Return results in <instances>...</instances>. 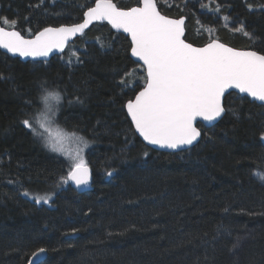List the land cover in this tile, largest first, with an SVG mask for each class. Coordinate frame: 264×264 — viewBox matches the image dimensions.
Wrapping results in <instances>:
<instances>
[{
	"label": "trees",
	"instance_id": "1",
	"mask_svg": "<svg viewBox=\"0 0 264 264\" xmlns=\"http://www.w3.org/2000/svg\"><path fill=\"white\" fill-rule=\"evenodd\" d=\"M95 1L0 0V17L16 20L14 29L29 36L79 22ZM156 3L168 16H185L192 44L216 38L264 54V0ZM241 24L252 39L236 31ZM73 41L81 50L71 65L61 54L21 61L0 50V264H28L38 249L47 252L38 264H264V183L254 175L264 169V106L230 92L216 124H198L194 146L154 150L125 112L145 76L128 37L97 22ZM42 84L62 95V127L91 141V191L57 187L66 159L21 123L42 105ZM46 194L47 203L36 202ZM249 227L252 239L233 260L234 239Z\"/></svg>",
	"mask_w": 264,
	"mask_h": 264
},
{
	"label": "snow or ice",
	"instance_id": "2",
	"mask_svg": "<svg viewBox=\"0 0 264 264\" xmlns=\"http://www.w3.org/2000/svg\"><path fill=\"white\" fill-rule=\"evenodd\" d=\"M139 3L141 6L125 10L118 8L112 0H96L95 7L84 13L82 23L46 27L32 39H25L19 31L0 27V48L24 57L48 56L53 49H63L70 37L83 34L94 20H107L113 28L130 35L131 54L143 61L146 70L142 90L126 104L135 131L149 144L170 149L191 145L197 140L201 135L194 126L197 118L215 121L221 117L226 111L222 98L228 89H238L264 102V54L237 50L216 40L195 47L184 39L183 18L174 20L161 15L155 0H139ZM0 21L13 29L17 23L4 17H0ZM236 31L252 39L251 34L244 31L243 24ZM127 83L122 79V86L126 87ZM41 88L39 98L43 109L36 110L37 114L25 113L21 123L34 138H41L49 151L65 156L70 155L65 149L66 137H74L80 147L71 155L70 161H66L69 168L67 176L61 177L57 187L69 181L77 186L86 185L90 169L83 152L90 147L91 141L75 131L57 132L53 139L39 130L47 131L45 121L49 120L48 113L54 116L60 111L52 102L60 105L62 101L59 91H50L43 84ZM26 103L31 104V101ZM254 174L264 182V173ZM51 198L52 194L35 197L36 202L43 200L45 203ZM43 252L44 249L39 250V253Z\"/></svg>",
	"mask_w": 264,
	"mask_h": 264
},
{
	"label": "water",
	"instance_id": "3",
	"mask_svg": "<svg viewBox=\"0 0 264 264\" xmlns=\"http://www.w3.org/2000/svg\"><path fill=\"white\" fill-rule=\"evenodd\" d=\"M112 2L114 3V4H116L113 0H112ZM155 3H156V0H155ZM95 4H96V1L89 7V8H91V7H95ZM116 6L118 7V8H121V9H129V8H131V7H138V6H141L140 5V3L138 4V5H134V6H131V7H128V8H124V7H119L117 4H116ZM156 6H157V3H156ZM87 10L88 9H86L85 10V12H87ZM157 10L160 12V14L161 15H163V16H165V17H167V18H170V19H174V20H179V19H181V18H183V20H184V23H183V28H184V34L186 33V29H185V21H186V18H185V16H179V17H173V16H168V15H166V14H164V13H162L160 10H159V8H158V6H157ZM84 12V13H85ZM84 13H83V17H82V19L79 21V22H76V23H72V24H61V25H58V26H52L53 28H56V27H60V26H71V25H74V24H79V23H82L83 22V20L85 19V16H84ZM97 22H105V23H107V24H109L110 26H111V28L113 29V30H115V31H117V32H120V33H122V34H124L125 36H127L128 37V39H129V41H130V44H131V37H130V35L128 34V33H125L122 29H115V28H113L112 27V25L107 21V20H99V21H96V20H94L91 24H89V26L86 28V29H84V31H83V33L92 25V24H94V23H97ZM0 27H4V26H2L1 25V23H0ZM44 29V28H43ZM43 29H41L40 31H42ZM6 30H16V29H13V28H7L6 27ZM16 31H18V30H16ZM40 31H38V32H40ZM38 32H36V33H38ZM35 33V34H36ZM35 34H33V35H29V36H24V35H22V36H24L25 37V39H32V38H34V35ZM82 34H80V33H77L75 36H73V37H70V39L66 42V44H65V46H64V48L63 49H53L49 54H48V56H38V57H31V56H28V57H24V56H20L19 55V53H10V52H8L6 49H3V48H0V50H2L3 52H5L6 54H8V55H11V56H14V57H18L21 61H47V60H49V59H51L52 57H54V56H56V55H60V54H62L63 52H64V50L66 49V47L75 39V38H77L78 36H81ZM184 39H185V35H184ZM186 40V39H185ZM211 40H216V41H218L219 43H223V44H225L226 46H229V47H232V48H234V49H237V50H253V51H257V50H255V49H252V48H240V47H234V46H232V45H229V44H227V43H224V42H222V41H220V40H218V39H216V38H214V39H211ZM210 40V41H211ZM210 41H208L207 43H209ZM186 42L187 43H191V42H189V41H187L186 40ZM207 43H205V44H207ZM192 44V43H191ZM205 44H203V45H195V44H192L193 46H195V47H202V46H204ZM258 52V51H257ZM261 54H263V53H261ZM130 57H131V59L135 62V63H137V64H140L142 67H143V69H144V72L146 73V70H145V67L143 66V61H140L139 60V58H137V57H134L132 54H131V48H130ZM142 90V88L139 90V91H141ZM138 91V92H139ZM137 92V93H138ZM229 92H236V93H238L240 96H246L247 98H249L251 101H255L256 103H258V104H261V105H263L264 106V102H262V101H259V100H256L255 98H253V97H251V96H249L247 93H241L238 89H235V88H233V89H228L227 91H226V94L227 93H229ZM136 93V94H137ZM135 94V95H136ZM225 94V95H226ZM135 95H134V97L132 98V99H135ZM225 97V96H224ZM224 97L222 98V104H223V106H224ZM128 102V101H127ZM127 102H126V104H127ZM126 104H125V111H126V114H127V108H126ZM225 113V112H224ZM224 113L221 115V117L224 115ZM127 117H128V119L130 120V122H131V117L127 114ZM221 117H218L215 121H203L202 120V118H197V120L196 121H194V126L198 129V131L201 133V131H200V129H199V127H198V124L200 123V124H202V126H204V127H211V126H213L214 124H216V122L221 118ZM131 124H132V126H133V128H134V130H135V125L131 122ZM137 134H138V136L141 138V140L146 144V145H148L150 148H152V149H154V150H158V151H169V152H174V151H180V150H184V149H188V148H190V147H192V146H194L199 140H200V138H201V135L197 138V140L196 141H193V144H191V145H182V146H180L179 148H177V149H170V148H167V147H162V146H160V145H152V144H149L147 141H145L144 139H143V137L142 136H140V134L138 133V132H136ZM263 141H264V139H263ZM87 166H88V168L90 169V179H89V182L86 184V185H79V186H77L74 182H72V181H69L68 183H69V185L71 186V188L72 189H74L75 191H77L78 193H84V192H88V191H91L92 189H93V174H92V169H91V167H90V165L89 164H87ZM112 174L111 175H106V179H109L113 174H114V171H110ZM39 250L40 249H38V250H36L34 253H37V255H31L30 256V258H29V261H28V264H38V263H40L41 261H43L45 258H46V255H47V252H46V250L44 249V252L43 253H39Z\"/></svg>",
	"mask_w": 264,
	"mask_h": 264
},
{
	"label": "rangeland",
	"instance_id": "4",
	"mask_svg": "<svg viewBox=\"0 0 264 264\" xmlns=\"http://www.w3.org/2000/svg\"><path fill=\"white\" fill-rule=\"evenodd\" d=\"M78 46H79V43L77 41H72L66 47L64 53L60 55V58L68 65L73 64V61L77 62L78 61V52H79V50H81V48ZM140 82L141 83L144 82V79L141 78ZM40 101H42V100H40ZM52 103H53L54 107H59V105H56L55 102H52ZM41 104L42 105H40V107L38 109H43V107H44L43 102H41ZM60 111H61V109H60ZM60 111L56 112V114L54 116L51 113H48L49 120L45 121L47 131H45L44 129H39L40 131H44L46 136L50 135L53 139L56 138L57 132H61V134L71 132V131H68L65 128H63L62 125L57 121V117L59 116ZM34 114H37V112H35ZM79 147H80V145L77 141H75L74 137L67 136L66 140H65V149L70 155L65 156L63 153H57V155L62 156L63 158L66 159V161H70L71 155L75 154V152L79 149ZM88 150H89V148H86V149H84V152H83V155H84L86 162H87L86 154H87ZM55 154H56V152H55ZM87 164H88V162H87ZM258 172L264 173V169H262L260 171H255L254 173H258ZM255 177L259 180L257 175H255ZM260 182H262V181H260ZM262 183H264V182H262ZM254 231H255L254 227L245 228L240 234H238L235 237L234 244L237 246L236 247L232 246L230 249V254H231V257L233 260H236V261L238 260L239 255L243 249V246L245 245V243H247L249 240L252 239V235L254 234Z\"/></svg>",
	"mask_w": 264,
	"mask_h": 264
},
{
	"label": "flooded vegetation",
	"instance_id": "5",
	"mask_svg": "<svg viewBox=\"0 0 264 264\" xmlns=\"http://www.w3.org/2000/svg\"><path fill=\"white\" fill-rule=\"evenodd\" d=\"M142 87H143V86H142ZM142 87H141V88H142ZM141 88H140V89H141ZM140 89H139V90H140ZM139 90H138V91H139ZM138 91H137V92H138ZM229 93H230V92H229ZM227 94H228V93H227ZM227 94H226V95H227ZM226 95H225V96H226ZM224 98H225V97H224ZM125 104H126V103H125ZM125 112H126V111H125Z\"/></svg>",
	"mask_w": 264,
	"mask_h": 264
},
{
	"label": "bare ground",
	"instance_id": "6",
	"mask_svg": "<svg viewBox=\"0 0 264 264\" xmlns=\"http://www.w3.org/2000/svg\"><path fill=\"white\" fill-rule=\"evenodd\" d=\"M264 139V138H263Z\"/></svg>",
	"mask_w": 264,
	"mask_h": 264
},
{
	"label": "clouds",
	"instance_id": "7",
	"mask_svg": "<svg viewBox=\"0 0 264 264\" xmlns=\"http://www.w3.org/2000/svg\"><path fill=\"white\" fill-rule=\"evenodd\" d=\"M51 91V90H50Z\"/></svg>",
	"mask_w": 264,
	"mask_h": 264
}]
</instances>
